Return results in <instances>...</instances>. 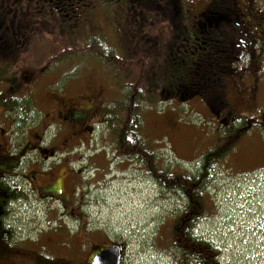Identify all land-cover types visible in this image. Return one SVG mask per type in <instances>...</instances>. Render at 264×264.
<instances>
[{"label": "rangeland", "instance_id": "rangeland-1", "mask_svg": "<svg viewBox=\"0 0 264 264\" xmlns=\"http://www.w3.org/2000/svg\"><path fill=\"white\" fill-rule=\"evenodd\" d=\"M180 1L183 10L180 20L171 26L164 25L158 33L157 30L151 34L147 32V37L135 40L133 48L136 52L133 55L148 52L152 58L150 65H157L152 72L148 71V103L141 111L146 140L156 148L164 167L171 171L195 172L198 169L197 160L216 143L223 126L217 121L218 113L190 85L195 65L193 58L195 61L197 58L189 52L197 36H193L192 42L185 36L186 29L192 28L190 16L203 10L211 0ZM40 2L43 4L44 0ZM244 3L252 4L254 10L264 15V0H239V5ZM92 8L78 15L72 34L68 31L55 32V35L49 33L46 35L52 38L39 42L38 30L27 35L30 29L26 25V38L17 53L19 61L10 69L9 75L17 76L21 86H29L33 97L25 88L26 93L17 95L20 99H17L16 105H20V110L6 113L0 107V125L5 120V114L8 120L0 130L9 133L4 136L0 131L3 140L0 141V154L6 152L8 138L10 150L14 153L5 157L0 155V169L17 164L23 177L38 188L40 196L53 195L67 205L31 195L19 200V207L10 220L13 221L14 217L31 227L38 223L40 229L59 228L64 222L88 229L89 245L85 243L87 248L83 247L85 252L82 251L85 256L78 258L82 261H76V264H86L84 262L88 260L91 263L96 253L111 242L125 245L122 264H176L170 237L176 211L183 203L182 196L158 184L139 163L117 162L113 156L114 149L106 144L111 141L104 137L106 131L103 125L98 126V132L93 137L95 144L85 150L89 155L95 153L90 160L87 156L84 158V165H69L67 158V162H58L60 156L56 157V162L54 159L47 160L45 149L54 147V151L64 152L70 146H67L69 131L61 128V120L45 129L48 121L61 119V113L63 116L79 117L90 102L87 94H93V91L104 93L102 99L107 104L120 93L119 83L133 82L132 74L120 72L115 75L117 71L111 68V63L103 55L93 54L94 50L81 46L90 36H96L105 44L115 46L116 55L125 57L121 53L125 42L120 29L124 23L117 24L123 16L120 14V11L124 12L123 8L101 1H97ZM203 21L207 26V20ZM49 25L51 22L41 21L44 34ZM49 29L51 31V26ZM57 35H64V43L68 45H59L54 38ZM145 46H148L147 50L142 49ZM56 52H59L57 56H51ZM59 55L67 57L55 61ZM262 60L263 65L259 66H262L259 72V106L251 110L258 123L262 118V125L240 136L234 145L237 152L230 156L229 163L213 172L208 187L211 212L195 229L197 235L209 240L219 250L220 264H264V55ZM41 63L55 66L41 73L38 71L37 75L36 65ZM251 66L244 71L248 78L253 74L248 72L253 68ZM234 68L238 69V66L234 65ZM245 81L249 84L251 80ZM20 82L18 79L14 81L17 85ZM228 84L227 90L239 95V91L230 89L232 84ZM7 85L0 80V91L5 90ZM163 90L167 91L166 97ZM180 90L184 98L177 96ZM77 97L76 103L81 105L77 110L67 111L68 102L71 99L76 101ZM28 122L29 128L33 127L31 130L26 128ZM70 125V130H74V126ZM27 130L34 140L38 138V143L40 134H43L44 141L53 144L43 146V151L38 150V161L31 160V157L35 158L32 153L27 156L25 137L22 144L15 143L14 137ZM33 174L35 180L30 176ZM73 188H79L77 197H71ZM59 242L57 237V247L61 244Z\"/></svg>", "mask_w": 264, "mask_h": 264}, {"label": "trees", "instance_id": "trees-1", "mask_svg": "<svg viewBox=\"0 0 264 264\" xmlns=\"http://www.w3.org/2000/svg\"><path fill=\"white\" fill-rule=\"evenodd\" d=\"M97 1H101L103 4L119 5L123 8L124 12L120 11L123 16L120 21H117V24L119 26V22L124 23L120 29L121 37L125 42L121 53H124L125 57L116 55L115 46L105 44L96 36H90L86 40L87 42L81 46L87 50H94L93 54L103 55L105 60L111 63V68L117 71L115 75L120 72H129L133 75V82L119 83L120 93L106 104L107 131L105 138L111 139V142L108 143L113 145V156L116 159L132 160L139 163L158 184L171 191H176L182 196L183 203L176 211L170 237V248L174 249L176 264H220L219 250L209 240L197 235L195 229L197 224L211 212L212 201L208 196V187L213 172L219 166L224 165L236 140L252 129L255 120L242 118V120L234 121L232 118L224 116L221 121L223 129L219 131L216 143L197 160L198 169L195 172L190 170L188 172L171 171L164 167L163 163H160L156 148L145 138L141 113L142 108L148 103L146 91V82L149 80L148 71L152 72L157 65L156 63L150 65L152 58L148 52H139V54L133 55L136 52L133 43L138 38L147 37V32L151 34L157 30L158 33V30L163 29L164 25L170 24L171 26L178 22L183 15L180 0H44L45 4H40V0H0V80L10 85V90L0 91V107L8 112L20 110V105H16L17 99L20 98L11 94L17 92L22 83L17 76L9 75V71L19 61L17 53L26 38V25L30 29L27 35L38 30L39 42L45 38H52L50 35H46L49 33L55 35V32L68 31L72 34L78 15H81L85 10H92ZM235 3L236 0H211L205 19L207 28L202 23L206 35L194 30L193 27L191 30L187 28L185 32L186 39L188 38L191 42L195 34L196 39L199 38V41L195 39V42L194 40V47L191 45L189 52V55H194L197 58L196 61L193 58L195 65H193L190 85L195 88L197 93L203 94L210 106L215 100L210 92L223 80V75L226 74V69L230 66L229 60L224 57L223 52L216 49L218 45L215 44V33L213 32L218 28L220 31L225 30L229 22L231 25L233 24ZM37 16L38 20H36ZM41 21L51 22L49 25L51 31L48 28L44 34ZM63 36L53 37L59 45L66 46L68 44L64 43ZM225 39L227 40V36L220 44H225ZM147 47L142 49L147 50ZM153 49H155L154 46ZM58 53L50 55L55 57ZM64 57L67 56L59 55L55 61H61ZM50 66L55 65H45V63L36 65L37 75L38 71L40 73L46 71ZM15 79L20 82L18 85L14 83ZM198 85H203L202 89L205 92L198 91ZM162 92L166 97L167 91L163 90ZM183 94V91L180 90L177 96L184 98ZM68 115L70 116V114ZM27 118L29 119V117ZM60 124L63 129L64 121ZM52 125L47 124L45 129H49ZM30 176L33 179V175ZM14 177H22L21 179L25 183L32 185L31 181L20 173L17 164L8 165V168L5 169L1 168L0 206H6L3 200L12 198L11 202L17 205L19 200L30 196L29 191L26 192L21 185L15 183ZM51 196L44 195L43 198L47 199ZM2 216L0 211V242L5 237L2 235V222L8 220L7 217Z\"/></svg>", "mask_w": 264, "mask_h": 264}, {"label": "flooded vegetation", "instance_id": "flooded-vegetation-1", "mask_svg": "<svg viewBox=\"0 0 264 264\" xmlns=\"http://www.w3.org/2000/svg\"><path fill=\"white\" fill-rule=\"evenodd\" d=\"M209 4L200 12L196 11L190 16L193 21L192 26L194 29L203 35H206V31L203 28H207V26L203 20L206 19ZM251 5L250 3L239 5V0H236L233 9L235 17L232 20L233 24L231 25L229 22L225 30L220 31L218 28L213 32L215 33V44L218 45L216 49L223 52L224 57L229 60L230 66L226 69L223 80L217 84L216 88L213 89L210 94L215 98L214 106L218 114L220 116L224 115L225 117L232 118L234 121H236V117L250 118V115L247 114L250 112L247 111H253V107L259 106L260 101L259 79L261 77L259 72L262 66L260 68L259 66L263 65L262 57L264 55V15L262 16L258 10H254ZM202 23H204V27ZM226 36L227 40L225 39V44H220L224 41V37ZM234 65L238 66V69L234 68ZM249 65H253L251 66L253 68L248 72L253 73L254 76L251 74L248 78L246 77L247 72L244 74V71ZM245 79H250V83L248 84ZM228 83L232 84V88L230 89L239 91V95H237L236 92L234 93V91L227 90L228 87L226 86L229 85ZM203 87V85H198L197 90L205 92V90L202 89ZM25 88H28L30 92V87L25 85L23 87L21 86L15 94L11 95L18 97V94L26 93L27 89L25 90ZM5 90H10V85H7ZM86 96L90 98V102H88V105L79 117L73 118L68 114L63 116L64 114L61 113V122L64 121V128L69 131L67 146L70 145L71 147L68 146L69 148H67L66 151L60 152L62 157L59 159V162L65 161L67 157L68 159L72 158L71 160L79 161L80 159L85 160L84 158L87 156V160H90V156L95 152L89 155L85 150L89 149L92 144H95L92 140L94 135L98 132V126L103 125L105 131H107L105 123L106 102L102 99V97L105 96L104 93L93 91V94L90 93ZM78 97L76 101L72 102L71 99L70 102H68L69 106L67 110L73 109L74 111L78 109L77 107L81 105L80 103H76ZM252 111L251 113H253ZM6 113H8V111ZM6 116L5 114L4 118L8 121ZM58 119L60 118H56L54 121L49 122L48 125L57 122ZM5 120L1 121L2 124L0 128L4 126ZM260 121L259 124L262 125V118ZM70 124L74 126V130L72 131L69 128L71 127ZM26 128H29V125H27ZM0 131L4 136L9 134L7 131ZM28 131L29 130L25 131L20 136L18 135L16 138L14 137L15 143L18 145L22 144L23 137H25L27 139V154L28 152L34 153L35 160L38 161V148H41V146L46 143L43 141L41 134L40 143H38V138L34 140L33 135L31 132L29 134ZM75 136H79V138L76 139ZM109 140L111 141V139ZM0 141L3 140L0 138ZM6 142V152L4 151L2 155L0 154L3 157H5V155L14 154L13 151L10 150L9 138L6 139ZM106 144L113 148L111 143ZM47 152L48 154L53 153L50 149H48ZM120 160L123 161V159ZM124 161L126 162L127 160L125 159ZM21 178L14 177L15 183L19 186L21 185L26 192L29 191V193H31L30 196L32 195L33 198H43V196L38 194V188H35L34 184H32L31 187H27L22 183L23 180ZM33 179L35 180V175H33ZM77 191H79V188H73V196L71 197H77ZM50 198L56 202L61 201V199L53 195L47 197V199ZM3 201L6 206L1 205L0 211L1 214H3L2 217H7L8 220L2 222V235L5 237L0 242V264H76V261H82L79 259L85 256V254L82 253V251L85 252V248H87L85 247L87 246L85 243L87 242L89 245L90 242L88 241L90 240L88 229L86 230L76 223L60 224L61 226L59 228L40 229L38 228V223H35V226L31 227L30 224L18 222L14 217L12 221L10 220L11 216L13 212H15L14 210L19 206L11 202L12 198ZM77 202L78 201L75 203ZM62 203L65 206L67 205L64 202ZM62 232H65V235H62ZM57 237H59V243H61L59 247L55 245ZM79 254L82 255L79 257ZM84 263L90 264L89 260Z\"/></svg>", "mask_w": 264, "mask_h": 264}, {"label": "water", "instance_id": "water-1", "mask_svg": "<svg viewBox=\"0 0 264 264\" xmlns=\"http://www.w3.org/2000/svg\"><path fill=\"white\" fill-rule=\"evenodd\" d=\"M123 249L119 244L104 247L94 256L91 264H121Z\"/></svg>", "mask_w": 264, "mask_h": 264}, {"label": "crops", "instance_id": "crops-1", "mask_svg": "<svg viewBox=\"0 0 264 264\" xmlns=\"http://www.w3.org/2000/svg\"><path fill=\"white\" fill-rule=\"evenodd\" d=\"M236 152H237V151H236ZM236 152H234L233 154H235ZM238 152H239V151H238ZM233 154H232V155H233ZM230 158H231V157H230ZM231 159H232V158H231ZM231 159H230V160H231Z\"/></svg>", "mask_w": 264, "mask_h": 264}]
</instances>
